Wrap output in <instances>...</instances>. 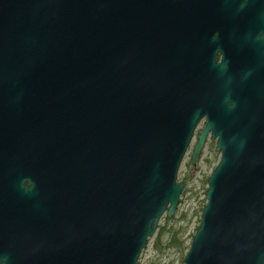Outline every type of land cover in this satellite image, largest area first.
<instances>
[{"label": "water", "instance_id": "1", "mask_svg": "<svg viewBox=\"0 0 264 264\" xmlns=\"http://www.w3.org/2000/svg\"><path fill=\"white\" fill-rule=\"evenodd\" d=\"M195 4L0 0V264H140L204 118L184 264H264V12L224 10L247 28L216 64Z\"/></svg>", "mask_w": 264, "mask_h": 264}, {"label": "rangeland", "instance_id": "2", "mask_svg": "<svg viewBox=\"0 0 264 264\" xmlns=\"http://www.w3.org/2000/svg\"><path fill=\"white\" fill-rule=\"evenodd\" d=\"M204 125L199 127L201 131ZM197 143V135L193 138L191 147L186 153L178 173V183H184L185 187L181 195L180 205L174 218L187 217L174 224L173 232L177 242L168 247L169 234L159 237L156 234L150 238L147 248L142 252L140 264H184L193 236L201 224L203 210L207 205L206 191L208 179L213 174L221 160V154L217 151L216 141L208 140L203 154L196 166H192L191 159L193 148ZM168 217H163L159 226H167ZM173 219V218H169Z\"/></svg>", "mask_w": 264, "mask_h": 264}, {"label": "flooded vegetation", "instance_id": "3", "mask_svg": "<svg viewBox=\"0 0 264 264\" xmlns=\"http://www.w3.org/2000/svg\"><path fill=\"white\" fill-rule=\"evenodd\" d=\"M194 2L196 6L198 3L200 6V11L197 12L198 10H196L194 14V26L196 27L197 24L203 23L206 27V34H204L206 42L211 43L218 41L219 46L217 48L215 47L216 64L221 63L225 59L222 44L226 42V34L232 30L234 36H237L240 31L246 30L247 28L245 22H241L242 20L240 17L231 18L227 13H223L224 10L232 6L234 9H248L252 12L262 10L264 12V0H197V2L194 0ZM207 122V118L200 121L194 131L193 137L197 135L198 138L203 133ZM201 125H204V127L200 131L199 127ZM207 140H214L211 132L208 134ZM215 141H217V139H215Z\"/></svg>", "mask_w": 264, "mask_h": 264}, {"label": "trees", "instance_id": "4", "mask_svg": "<svg viewBox=\"0 0 264 264\" xmlns=\"http://www.w3.org/2000/svg\"><path fill=\"white\" fill-rule=\"evenodd\" d=\"M186 217H187V215L186 214H183L180 219L179 218H173V219H169L168 218L167 219L168 222H169L168 224L171 223V225H170L171 228H169V225H167V226H159L158 227L159 237L162 236V235H165L166 233L169 234V238H168L169 245H168V247H171L172 245H174L178 241L177 238H176V236H175V232H173L174 224L176 222H179L180 220L185 219ZM194 236H193V238H194ZM190 247H191V244H190V246L187 249L188 251L190 250Z\"/></svg>", "mask_w": 264, "mask_h": 264}]
</instances>
